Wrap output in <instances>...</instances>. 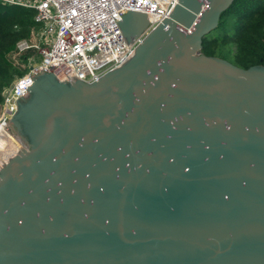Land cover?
<instances>
[{
    "label": "water",
    "instance_id": "obj_1",
    "mask_svg": "<svg viewBox=\"0 0 264 264\" xmlns=\"http://www.w3.org/2000/svg\"><path fill=\"white\" fill-rule=\"evenodd\" d=\"M233 2L134 0L170 18L32 66L0 124V264H264V68L201 53Z\"/></svg>",
    "mask_w": 264,
    "mask_h": 264
},
{
    "label": "built area",
    "instance_id": "obj_2",
    "mask_svg": "<svg viewBox=\"0 0 264 264\" xmlns=\"http://www.w3.org/2000/svg\"><path fill=\"white\" fill-rule=\"evenodd\" d=\"M8 6H18L35 11L36 25L27 38L16 44L11 54L14 66L22 73L4 93L0 105V124L11 121L9 115V92L33 84L32 75L41 65L49 75H62L59 57L67 36L80 37L97 31L102 25L121 22V15L131 11L144 13L157 20L169 19L165 9L159 7H136L134 0H0Z\"/></svg>",
    "mask_w": 264,
    "mask_h": 264
},
{
    "label": "trees",
    "instance_id": "obj_3",
    "mask_svg": "<svg viewBox=\"0 0 264 264\" xmlns=\"http://www.w3.org/2000/svg\"><path fill=\"white\" fill-rule=\"evenodd\" d=\"M35 11L0 3V105L22 73L11 54L36 25ZM202 55L248 70L264 67V0H234L202 43Z\"/></svg>",
    "mask_w": 264,
    "mask_h": 264
},
{
    "label": "bare ground",
    "instance_id": "obj_4",
    "mask_svg": "<svg viewBox=\"0 0 264 264\" xmlns=\"http://www.w3.org/2000/svg\"><path fill=\"white\" fill-rule=\"evenodd\" d=\"M16 155L15 147L12 145L0 144V157Z\"/></svg>",
    "mask_w": 264,
    "mask_h": 264
},
{
    "label": "flooded vegetation",
    "instance_id": "obj_5",
    "mask_svg": "<svg viewBox=\"0 0 264 264\" xmlns=\"http://www.w3.org/2000/svg\"><path fill=\"white\" fill-rule=\"evenodd\" d=\"M22 105H26V103H23Z\"/></svg>",
    "mask_w": 264,
    "mask_h": 264
},
{
    "label": "rangeland",
    "instance_id": "obj_6",
    "mask_svg": "<svg viewBox=\"0 0 264 264\" xmlns=\"http://www.w3.org/2000/svg\"><path fill=\"white\" fill-rule=\"evenodd\" d=\"M264 68V67H263Z\"/></svg>",
    "mask_w": 264,
    "mask_h": 264
}]
</instances>
